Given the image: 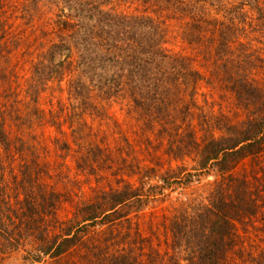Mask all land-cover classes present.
<instances>
[{
    "label": "trees",
    "instance_id": "1",
    "mask_svg": "<svg viewBox=\"0 0 264 264\" xmlns=\"http://www.w3.org/2000/svg\"><path fill=\"white\" fill-rule=\"evenodd\" d=\"M57 1L63 6L59 26L50 27L56 40L50 38L49 46H40L36 51L34 75L26 88L32 90L31 99L36 101L39 93L48 90L51 82L60 77V87L65 84L85 110H106V106L111 108L112 102L121 99V103L135 108L148 124L171 123L176 145L167 153L175 149L177 160L194 154V164L191 170L178 166L166 172L155 167L139 168L140 171L131 174L137 184L124 182L116 188L99 190L93 199L81 200L76 215L66 221L56 217L54 208L59 201L56 192L48 193L43 188L37 193L39 202L36 204L32 196H27L23 214L40 215L49 208L56 223L52 231L49 229L46 235L35 237V247L25 258L27 264H57L79 246L90 248L88 252L95 257L87 264H137L131 251L119 247L122 245L119 239L117 241L120 227L131 223L133 215L167 199L168 188L176 190L213 171L219 173L221 180L205 211V221L199 220L201 214L182 218L181 223L175 224L172 235L183 241L180 246L189 249L188 260L193 264H227L230 253L242 248L239 225L258 216L264 219V188L252 189L249 182L234 179L231 174L242 161L257 160L264 154V98L255 93L260 89L247 75L224 72V88L236 93L240 105L252 107L248 117L235 124L223 115L212 114L207 119L220 131L219 137L212 131L204 138H197L192 130L182 132L179 137L176 114H195L190 105L180 111L177 104H181L184 92V99L191 103L193 91L196 92L203 78L191 67L189 58L166 49L165 32L167 21L177 18L183 22L187 44L199 47L203 55L215 59L222 70L239 69L240 66L235 65L248 60L249 55L237 56L233 45L244 44L241 30L247 26L248 9L256 10L262 17L256 21L264 31L260 0ZM117 1L130 3L129 6L141 5L143 11L130 14L104 8L107 2ZM5 22V19L0 20V32L4 34ZM251 36L248 35L245 42L253 41ZM2 41L0 36V64L3 58L8 59L2 54L5 49ZM10 74L0 67V85L3 86L0 90H10ZM7 110L8 107L1 109L0 104V146L4 150L10 144L4 116ZM37 112L40 114L38 109ZM20 117L16 115L15 119ZM104 150L107 148L90 145L83 154V162L97 177H100L99 170L108 169L106 163L110 158ZM88 157L96 163L94 167L87 161ZM189 231L191 234L187 235ZM146 256V264L172 262L154 250ZM242 262L264 264V249L256 255L242 256Z\"/></svg>",
    "mask_w": 264,
    "mask_h": 264
},
{
    "label": "rangeland",
    "instance_id": "2",
    "mask_svg": "<svg viewBox=\"0 0 264 264\" xmlns=\"http://www.w3.org/2000/svg\"><path fill=\"white\" fill-rule=\"evenodd\" d=\"M129 4L107 2L104 8L130 14L143 11L141 5ZM260 6L264 13L263 0H260ZM62 11L63 6L57 0L0 2V20L6 21L5 34L0 32L1 46L5 48L2 54L8 58L7 61L2 59L0 67L7 74L11 72L8 77L10 90H0L1 109H9L4 116L10 137L7 150L0 146V264H27L25 258L35 247V237L44 236L49 229L55 228V215L49 208L42 210L40 215L32 213L27 217L23 214L27 196H32L36 204L39 202L37 193L43 188L48 193L56 192L59 196L54 208L56 217L66 221L76 215L81 200L93 199L99 190L116 188L124 182L137 184L136 177L131 174L140 171L139 168L155 167L166 172L178 166L191 170L194 164V154L177 160L175 149L167 153L176 145L171 123L148 124L138 116L135 108L126 102L121 103V99L112 102L111 108L106 106V110H85L65 84L60 87L61 77L52 81L48 90L39 93L36 101L31 99L32 90L26 88L34 75L36 51L40 46H49L50 38L56 40L50 27L59 26ZM257 18L262 17L256 10L248 9L247 26L241 30L244 44H235L233 49L237 56L247 54L249 58L235 65L240 66L239 69L231 71L222 70L215 59L204 56L199 47L185 42L182 21L177 18L167 21L164 46L171 53L189 58L191 67L203 78L196 92L193 91L192 102L184 99V92V101L182 99L181 104H177L180 111L190 105L195 114H176L178 136L192 130L197 138H204L212 131L219 137L220 131L207 119L212 114L223 115L235 124L248 117L252 107L240 105L236 93L224 88V72L247 75L260 89L255 93L264 98V31ZM250 34L253 41L245 42ZM16 115H21V119H15ZM90 145L107 148L104 151L110 158L106 163L108 169L99 170L100 177L83 162V154ZM87 161L93 167L96 164L89 157ZM263 170L264 154L257 160L248 158L242 161L231 174L234 179L245 180L252 189L261 191L264 188ZM219 180L221 176L213 171L176 190L168 188L170 195L167 199L133 215L131 223L120 227L117 241L119 239L122 245L119 247L131 251L137 264H146V255L153 250L166 260L171 259L170 264H193L188 260L189 249L179 245L183 241L174 239L172 231L182 218L201 214L199 220L205 221V211L211 204ZM263 220L258 216L239 225L242 248L230 253L227 264H242V256L256 255L264 249ZM128 233L127 238L123 236ZM190 234L189 231L187 235ZM88 251L90 248L79 246L57 264H87L89 259L95 258Z\"/></svg>",
    "mask_w": 264,
    "mask_h": 264
}]
</instances>
